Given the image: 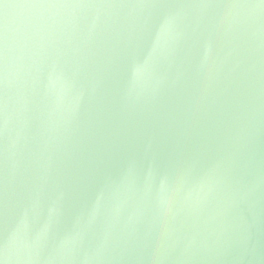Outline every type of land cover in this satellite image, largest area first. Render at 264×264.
<instances>
[{
    "label": "clouds",
    "instance_id": "clouds-1",
    "mask_svg": "<svg viewBox=\"0 0 264 264\" xmlns=\"http://www.w3.org/2000/svg\"><path fill=\"white\" fill-rule=\"evenodd\" d=\"M260 245L264 0H0V264Z\"/></svg>",
    "mask_w": 264,
    "mask_h": 264
},
{
    "label": "water",
    "instance_id": "water-1",
    "mask_svg": "<svg viewBox=\"0 0 264 264\" xmlns=\"http://www.w3.org/2000/svg\"><path fill=\"white\" fill-rule=\"evenodd\" d=\"M246 264H264V245L257 246Z\"/></svg>",
    "mask_w": 264,
    "mask_h": 264
}]
</instances>
